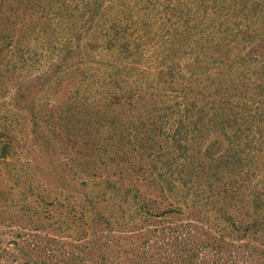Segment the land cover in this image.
<instances>
[{"label": "trees", "instance_id": "16d2710c", "mask_svg": "<svg viewBox=\"0 0 264 264\" xmlns=\"http://www.w3.org/2000/svg\"><path fill=\"white\" fill-rule=\"evenodd\" d=\"M96 1L18 4L38 9L53 30L47 36L43 26L47 33L32 37L30 46L40 42L43 51L24 64L19 51L22 67L39 69L45 58L43 83L52 87L80 73L52 132L71 141L79 123L92 128L96 142L87 148L105 160L97 164L101 174L84 168L90 179L80 184L59 175L64 182L53 176L54 186L33 177L21 190L24 197H14L12 184L0 190V264H264V0H129L120 6L109 0L87 27L93 26L89 37L97 34L90 40L103 46L100 55L114 59L88 57L66 70L79 56L76 41L93 19L84 13ZM14 15L9 0H0L1 25ZM15 19L24 27L22 13ZM144 38L160 42L151 75L157 83H148L157 98L137 96L131 72L119 61L142 51ZM4 48L0 43V53ZM12 61H1L3 69H15ZM31 80L16 91L24 100L36 95ZM6 81L0 75V98ZM46 101L55 105L53 96ZM127 105L165 115L121 122L96 109ZM119 158L127 162L109 167L107 160ZM149 169L155 197L139 184Z\"/></svg>", "mask_w": 264, "mask_h": 264}, {"label": "rangeland", "instance_id": "374dc122", "mask_svg": "<svg viewBox=\"0 0 264 264\" xmlns=\"http://www.w3.org/2000/svg\"><path fill=\"white\" fill-rule=\"evenodd\" d=\"M20 3L23 4L21 0H9V4H11L13 8V13L19 17L22 13L24 27H21L20 23L16 21L15 15L9 20V24L5 23L1 25L0 23V43L5 45L3 52L0 53V75L3 77V82L7 80L3 89H8L7 94L0 98V152L4 153L3 147L6 145L9 146L8 150L10 152L9 154L7 153V156L0 157V190L4 191V188L8 187V184H12L15 187L14 197H24L27 191L22 192V188L24 185L28 188L33 177H38V180L41 182H45L52 186L56 185V183L52 181L51 178H54L53 176L58 178L59 175L72 179L73 184L89 181L90 176L81 173V171L86 168L96 174H101L99 168H97V164H101V160H105L96 153L97 151L94 152L92 149L89 150L87 148L94 146L96 142L95 137L89 136L92 128L83 127L80 125L81 123H79L77 128L79 135L74 136L71 141L66 137L59 140L57 134L52 132V127L58 121L59 114L62 113L63 105H67L66 102L70 89L73 83L75 81L77 82L80 73H77V75H66L64 82L63 80H58L53 85L54 87H52L43 83L49 70L48 65L45 63V58L43 59V65L40 66L39 69H34L35 63H33L34 67L30 68L28 71H26L25 67H22V59L19 58V51L23 49V52H25V60L24 54L22 53L24 64L32 55H37L36 52L43 51L39 50L40 42L37 44L36 49L30 46L33 44L32 37L38 32L45 35L47 31V36H49L53 30L50 28L52 23L48 18L39 17L40 12L38 9L31 6L29 9L23 11L22 9L24 7L18 5ZM109 3H111L109 0H97L88 7L89 11L84 13V18L92 17L93 19L85 25L86 27H82L81 37L76 41V43L79 44V48H74L76 50L74 53L79 54V56L70 58L67 65L63 66L64 69L68 70L71 66L75 68L76 66H74V63H77L76 65L78 68L82 67L84 61L93 56H95L97 60L102 61H111L114 59L113 54L100 55L98 48H102L103 46H101L100 43H94L93 40H90V38L97 36V34H93L89 37V34L93 31V26L90 29L87 27L92 20L93 23L95 18H99L100 15L97 10L109 5ZM121 4L126 5L130 4V2L129 0H116L110 5L120 6ZM114 9L107 11L106 14L110 15ZM119 10H121V7L116 9L115 14ZM77 17H79V15ZM259 23L264 24V18L262 21H259ZM43 26L47 28V31L42 33L41 30ZM61 32L59 40L65 42V39H63L64 31L61 30ZM59 36L58 34L57 37ZM143 40H145V44L142 47V51L138 50L130 59H120L119 61H122L125 69L131 72V85L137 88V96L144 95L150 99L155 97L157 93L156 88H148V83H157L158 78H152L151 75L155 72V67L159 62L158 58L161 57L159 52L161 49L158 46L160 42L157 41V45H154L153 41H149L145 38ZM42 41L44 45L45 40L43 39ZM76 43L74 44L75 46ZM30 48L32 49L30 50ZM175 49L176 48L170 46V50ZM186 55H191V52H186ZM12 59L15 62L12 61L16 68L13 69L14 66L12 65L9 70L7 68L3 69L6 66H3L1 61L9 62V60ZM26 66L27 68L30 67L29 65ZM32 78L35 79V81H33L35 84L33 89L37 91L36 95H34V98L24 100L22 96L20 97V93H16V91L20 83L25 82V84H28L32 82ZM169 85L177 90H182L179 85ZM52 96L55 98V105H47L46 100ZM173 97L177 98L178 101L182 100V96L180 95ZM138 100L140 103L144 101L143 99ZM189 105H193L192 102L189 101L188 106ZM26 106L29 111L26 110ZM120 108L107 109V107H102L96 109L101 110V117L106 116V119L117 117L121 122L131 121L139 116L146 118L147 115H154L155 117L158 115H165L163 110L158 109L147 112V109H144L142 105H136L132 108L127 105V108ZM136 124H138V121ZM97 125L98 124L95 125L94 129L98 131L101 128L98 129ZM84 128L87 129V132H85ZM55 129L57 130V127H55ZM99 137L104 138L105 136ZM133 146L135 145H127L126 148L130 150V147ZM126 157L130 160L133 155L131 152H128ZM118 160L122 162L107 160V162H110L109 167L112 165L115 166L116 164H125L127 162L120 158ZM138 164L147 165L148 163L138 162L136 165ZM147 167L149 166H146V168ZM33 172H35V176H33ZM145 174L146 176H143V179L139 182L142 192L148 197L158 196V194H156L157 190L150 187V169L148 172H145ZM105 175L106 173H104V176ZM115 177L121 179L119 175ZM58 179L64 182L63 177ZM52 196H56V194Z\"/></svg>", "mask_w": 264, "mask_h": 264}]
</instances>
